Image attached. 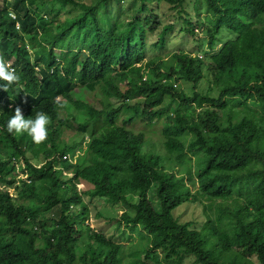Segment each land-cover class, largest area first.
I'll list each match as a JSON object with an SVG mask.
<instances>
[{
	"label": "trees",
	"instance_id": "16d2710c",
	"mask_svg": "<svg viewBox=\"0 0 264 264\" xmlns=\"http://www.w3.org/2000/svg\"><path fill=\"white\" fill-rule=\"evenodd\" d=\"M162 1L182 7L187 0H141L139 13L149 14L120 33L101 26L97 3L0 0V52L21 76L8 91L0 88V264H147L135 251L162 264L160 249L171 250V264L189 255L197 264H264V0H195L197 11L205 4L216 20L211 47L221 28L236 34L208 64L185 52L146 62V32L162 23L150 6ZM70 5L81 12L62 18ZM136 28L141 34L132 42ZM171 29L162 26L160 46ZM206 66L224 82L218 97L189 95L177 84L180 76L197 86ZM79 87L100 105L83 99ZM168 99L180 108L167 111L162 137L181 168H166L158 153L143 151L146 134L129 126L134 117H162ZM67 103L83 115L70 118L80 136L72 144L62 113ZM16 106L25 118L40 111L51 117L45 142L7 132ZM21 159L29 180L13 171ZM83 181L93 185L90 193L132 209L120 222L141 238L130 252L90 225L77 227L87 218L74 209L84 201ZM153 186L159 209L149 197ZM184 201L203 203L202 229L175 215Z\"/></svg>",
	"mask_w": 264,
	"mask_h": 264
},
{
	"label": "rangeland",
	"instance_id": "374dc122",
	"mask_svg": "<svg viewBox=\"0 0 264 264\" xmlns=\"http://www.w3.org/2000/svg\"><path fill=\"white\" fill-rule=\"evenodd\" d=\"M89 5L98 4L97 17L103 28L112 29L116 32H125L128 30L129 25L134 21L136 16H145L149 13H139L138 8L141 5V0H83ZM51 5L49 2L46 3L45 8H50ZM154 10L157 14L160 15L162 23L161 27L156 31L146 32V62L155 61L159 62L160 59L170 58L174 53H190L195 56L202 57L206 64L211 60V56L215 54L221 46L226 43L228 40L234 39L236 34L230 29L223 27L219 30V33L215 36L216 41L214 47L210 46V31L212 28L216 27V20H213V16L208 13L205 4L200 6L199 11L195 7V0H187L182 7H175L168 4L165 1L152 4L150 10ZM81 12V8L77 6H68L63 8V16L69 13V15H77ZM190 22V23H188ZM193 24V25H191ZM172 26V29L165 36V45L160 46L159 41L161 39V30L162 26ZM191 26L194 31L187 32L186 29ZM58 28V27H57ZM141 31L139 28H136L132 34V42H136L139 39ZM71 48H75V45H71ZM205 77L202 79L197 86H194L191 82L184 80L182 77L178 76L177 84L181 86L184 91L193 95L195 91L200 93H209L212 96L218 97L220 89L222 88L224 82L221 79H218L219 76L215 75L214 72H210L206 68L204 69ZM122 88H126V84L123 83ZM80 90V91H79ZM77 91L81 93L83 99H87L91 102H94L97 106L100 105L97 97L94 96L93 92H90L85 87L77 88ZM101 89H99L100 93ZM104 98V96L100 95ZM63 99V98H62ZM139 100V97L132 99V102ZM120 100L116 99L115 104H119ZM68 104V103H67ZM170 104L165 110L162 117L157 116L153 121L147 122L142 120L139 116L134 117V121L129 123V126L134 128L136 132L143 131L146 134V142L143 146L146 151L151 153H158L160 156V162L162 165H165L166 168L174 166L177 160L175 157H170L164 147L163 140V128L165 126L166 120L165 115L167 111H175L180 108L179 102L171 104L168 99L166 105ZM199 111V110H198ZM197 111V112H198ZM63 115H66L68 118H65L64 121H68L69 128L65 133V137L70 141L73 137L76 141L80 139V136L76 133L77 121L83 119V115L79 111L75 110L73 105L68 104L67 108L62 112ZM70 118H76L74 121H71ZM74 122V126H70V123ZM122 122V117L119 120ZM88 142V137L83 141V148H86ZM72 144V141L69 142ZM81 153L80 147L76 151L75 157L73 158L77 161V156ZM83 157L86 155V151H83ZM73 157V156H72ZM82 156H80L81 158ZM79 158V159H80ZM80 161V160H78ZM23 160L19 163L12 162L13 171L19 176L28 179L26 174L20 173L19 164L23 165ZM41 162L39 161V164ZM190 164L194 171L197 169V158L192 156L190 158ZM178 168H181L182 165L176 164ZM29 180V179H28ZM2 187V186H1ZM81 191L84 192V201L80 206L75 207V211H81L87 218L81 219L77 223V227L83 231L87 228V225H90L92 228L103 232L107 237L112 240L122 243L125 245L126 252L131 251V247L140 244V236L137 233H133L129 230L125 224L120 223L122 221V215L125 212L132 213V209L123 202H109L105 197L99 196L94 193H90L93 189V185L85 181L79 184ZM4 188V187H2ZM11 193H16L13 188H10ZM149 197L152 199L154 205L159 209L160 199L156 195V188L153 186L149 192ZM208 202V201H206ZM175 215L182 221H192L193 227L197 229H202L205 221L204 206L200 201H184L174 210ZM49 215V214H48ZM171 254L170 249H160L159 257L163 260L162 264H171L167 257ZM133 255L140 256L146 261L147 264H156L152 260L146 258L145 253L133 252ZM182 264H197L195 262V257L192 255L186 256Z\"/></svg>",
	"mask_w": 264,
	"mask_h": 264
},
{
	"label": "clouds",
	"instance_id": "9594fccd",
	"mask_svg": "<svg viewBox=\"0 0 264 264\" xmlns=\"http://www.w3.org/2000/svg\"><path fill=\"white\" fill-rule=\"evenodd\" d=\"M12 18L15 19L14 15ZM0 80L5 82L0 85L4 91H8L9 85L18 84L21 80V76L2 52H0ZM51 122V117L43 111L36 112L35 118H25L22 108L16 106L14 114L7 121L6 129L8 133L17 136L26 133L35 144H41L48 138Z\"/></svg>",
	"mask_w": 264,
	"mask_h": 264
},
{
	"label": "built area",
	"instance_id": "2783aa9c",
	"mask_svg": "<svg viewBox=\"0 0 264 264\" xmlns=\"http://www.w3.org/2000/svg\"><path fill=\"white\" fill-rule=\"evenodd\" d=\"M11 14L14 15V17H16V14H15L14 12H12ZM12 15H11V16H12ZM18 27H19V25H18Z\"/></svg>",
	"mask_w": 264,
	"mask_h": 264
}]
</instances>
